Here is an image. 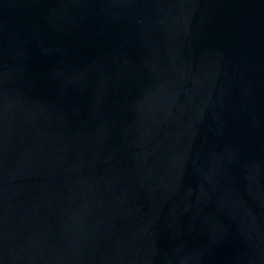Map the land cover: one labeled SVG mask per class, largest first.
I'll use <instances>...</instances> for the list:
<instances>
[{"label":"water","instance_id":"obj_1","mask_svg":"<svg viewBox=\"0 0 264 264\" xmlns=\"http://www.w3.org/2000/svg\"><path fill=\"white\" fill-rule=\"evenodd\" d=\"M0 264H264V0H0Z\"/></svg>","mask_w":264,"mask_h":264}]
</instances>
